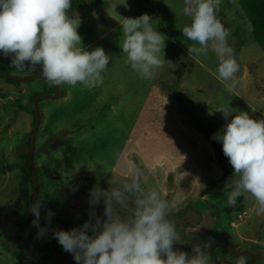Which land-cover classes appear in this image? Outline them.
<instances>
[{
	"label": "rangeland",
	"instance_id": "1",
	"mask_svg": "<svg viewBox=\"0 0 264 264\" xmlns=\"http://www.w3.org/2000/svg\"><path fill=\"white\" fill-rule=\"evenodd\" d=\"M238 1L220 0L218 12L231 31L228 43L240 65L235 74L238 83L231 93L225 90L231 81L218 78L215 53L188 55L192 42L182 35L183 27L190 23L183 14L184 0H87L82 9L69 13L81 21L77 31L82 45L89 51L102 47L111 60L101 73L103 83L97 87L62 84L57 87L59 97L37 103L40 121L34 171L38 195L43 199L41 219L58 251L62 246L52 235L58 227L55 218L68 221L87 214L94 224V213L103 219L104 201L90 205V190L97 185L109 190L129 182L125 162L131 160L144 174L143 190L156 188L162 198L172 201L168 219L174 216L187 226L177 249L191 255L193 244L187 241L196 239L214 255L212 264L223 257L235 264L237 257L216 247L218 242L212 239L216 235L227 239L237 251L264 253V214L257 212L254 198L245 193L235 207L225 205V183L234 169L222 144L213 139L228 122L217 111L221 107L264 119V48L241 23ZM143 14L152 16L157 31L167 38V62L153 79L133 71L120 48L123 19ZM160 55L163 58V52ZM0 67L22 80L12 85L0 79V264H30L29 260L32 263L39 257L37 246L44 240L38 238V229L32 224L31 204L19 202L24 190L31 193L21 154L28 150L33 129L29 97L53 94V86L42 75H35L36 69L17 72L11 57L2 53ZM17 205L23 208L18 223L12 216ZM48 210L54 213L50 225L45 220ZM122 211L130 214L132 206ZM176 225L181 236V225ZM243 257L246 263L250 261ZM46 264L76 262L68 253L53 255Z\"/></svg>",
	"mask_w": 264,
	"mask_h": 264
},
{
	"label": "clouds",
	"instance_id": "2",
	"mask_svg": "<svg viewBox=\"0 0 264 264\" xmlns=\"http://www.w3.org/2000/svg\"><path fill=\"white\" fill-rule=\"evenodd\" d=\"M219 7L220 0H184L183 14L190 23L183 27L182 35L192 42L188 55L216 54L218 78L231 81L225 89L231 93L238 83L235 74L240 65L228 43L231 31L218 17ZM71 9L72 0H0V53L11 57L17 72L39 66L50 86L79 83L94 88L102 84L101 73L111 57L102 47L89 51L82 45L77 31L81 21L78 15H69ZM155 22L143 14L124 18L121 24L122 54L144 79H153L167 62V38L157 31ZM217 111L228 122L213 139L222 144L223 154L234 169L225 183V205L235 207L238 198L247 193L254 198L257 212L264 214V119H254L248 112L229 106ZM125 166L129 182L109 190L98 185L90 190V205L104 201L103 219L93 213L94 224L90 219L80 228L52 233L64 252L72 254L76 264H212L210 252L201 244L192 245L191 255L175 247L181 236L168 219L173 202L162 198L156 188L143 190L144 174L133 161H126ZM129 205L131 213L124 214L122 210ZM42 206L40 195L30 206L38 238L47 233L39 223ZM53 216L51 210L46 212L48 225ZM235 264H246V260L237 256Z\"/></svg>",
	"mask_w": 264,
	"mask_h": 264
},
{
	"label": "trees",
	"instance_id": "3",
	"mask_svg": "<svg viewBox=\"0 0 264 264\" xmlns=\"http://www.w3.org/2000/svg\"><path fill=\"white\" fill-rule=\"evenodd\" d=\"M97 1H99V0H97ZM90 2H91V0H90ZM86 3H87V0H72V9L70 10L69 13H72L74 11L82 9V7ZM237 5L239 6V12H240L239 18L243 19V21L241 20V23L243 25H247L248 31L251 34L252 39L256 43H258L261 47L264 48V0H239L237 2ZM0 70H1L0 79L4 80L7 84H12V85H16V84L18 85L19 84V81L15 80V79H11L9 77H6L8 75V73L2 67H0ZM39 70L40 69L37 66L35 75L36 74L42 75L41 71H39ZM50 91H51L50 93H52L53 89L51 88ZM60 96H63V94H61ZM36 97H37V95H35V94L30 95V97H29L30 103H32V100ZM58 97H59V94H58ZM18 107L21 110L25 109L21 105H18ZM30 113L32 114V117H33V119H32V127H33L34 126V109L33 108H31ZM32 130L33 129H31L30 136H31ZM29 140H30V138L27 140V147H29ZM21 156H22V159L24 161L25 167L28 168V150L25 153L21 154ZM34 166H35V162H34V158H33V167ZM27 170L29 173L28 174L29 175L28 186L30 187L31 193L29 195H27L25 190L23 191V194L21 195L19 202H20V204H24V206H29L31 204V197H32V180H31V176H30V171H29V169H27ZM29 187H28V189H29ZM24 188H27V186H25ZM19 205L16 206L17 208L14 210V212L12 214L14 221L16 223L20 222V220H22V217H23V214H22L23 208H21V206H19ZM176 212H178V214H176L178 216L179 211H176ZM90 218H91V215H87V214H80L77 217L75 216L73 219H70L68 221H66V219L64 221V220H59L58 218H55V221L58 222V227L57 228L55 227L54 231L57 229H62V230L66 231V229L69 225H78V226L82 227L83 224L86 221H89ZM173 218H175V217L172 216L169 219H173ZM174 225H175V228L179 229L178 225H176V224H174ZM183 227H185V229L187 228L186 225H184ZM220 237H215L214 240L218 239ZM41 238L44 241H43L42 245L37 246V251H39V253H38L39 257H37L35 259L33 258L34 261L32 263L30 262L31 260H29L28 263H30V264H46V262H48V260L50 258H52V256H53L52 252L50 251L49 245H48L46 234L44 236H42ZM54 241H55V239H54ZM181 241H182V237H181ZM220 246L222 248H225L223 245H220ZM53 247L55 250H57V248L54 246V244H53ZM226 251H227V254L229 256H231L232 253H230V251L228 249H226ZM58 252H64V250L61 248V250H59ZM18 256H23V254L19 253ZM211 256H214V255H212V253H211ZM242 256L248 257L247 255H242ZM17 258L19 260H26V257H17ZM225 258H227V257H223L221 262L218 264H232L230 259L226 260ZM232 259H233V257H232ZM248 259H249V257H248ZM254 261H256V262H254ZM215 264H217V263H215ZM246 264H264V259H253L251 262L248 261Z\"/></svg>",
	"mask_w": 264,
	"mask_h": 264
},
{
	"label": "water",
	"instance_id": "4",
	"mask_svg": "<svg viewBox=\"0 0 264 264\" xmlns=\"http://www.w3.org/2000/svg\"><path fill=\"white\" fill-rule=\"evenodd\" d=\"M0 73H1V70H0ZM6 77H9L11 79H15L17 81H22L21 79H18V78L14 77V76L7 75ZM57 95H58L57 86H53V94L39 96V97H36V98H34L32 100V105H33V109H34V126H33V130H32L31 136H30L29 147H28V169L30 171V176H31V180H32L31 205L35 202V200H36V198L38 196L37 177H36V173H35L34 167H33V154H34L35 137H36V132H37V128H38V125H39V121H40V115H39V109H38L37 103L41 99H44V98H55V97H57ZM52 176H53L54 179H57V177H58L55 173H53ZM31 215H32V219H34V216H33L32 213H31ZM172 222L181 225V223L178 220H172ZM39 223H40V226L42 228H44V227L47 228L46 224L41 219V217H40V222ZM73 228H80V227L77 226V225L70 226V227L67 228L66 231H70ZM183 232H184L183 226L181 225V236L182 237H183ZM46 237H47V241H48V245H49L50 251L52 252L53 255L58 256V257H62V256H65V255L68 254V252L59 253V252H57L54 249L53 243H52V238H51V235H50L48 229H47ZM189 243L193 244L195 242L192 241V242H189ZM227 248L230 251V253H232V255L234 257L242 256V255L246 254L250 258L249 262H251L253 259H264V253L263 254H255L254 252H251V251H237L231 245H227Z\"/></svg>",
	"mask_w": 264,
	"mask_h": 264
},
{
	"label": "flooded vegetation",
	"instance_id": "5",
	"mask_svg": "<svg viewBox=\"0 0 264 264\" xmlns=\"http://www.w3.org/2000/svg\"><path fill=\"white\" fill-rule=\"evenodd\" d=\"M171 221L172 220H177V219H170ZM174 224H176V223H174ZM182 225V224H181ZM70 226H74V225H69L68 227H70ZM78 226V225H77ZM183 226V225H182ZM67 227V228H68ZM80 227V226H79ZM67 230V229H66ZM183 230H184V227H183ZM89 235H91L92 233L91 232H89L88 233ZM181 234V233H180ZM182 237V236H181ZM215 237H220V236H213V242H218V244H217V246L216 247H218V246H220V245H223L226 249H228L227 248V245H232L230 242H228V240L227 239H224V238H222V237H220V238H218V239H215L214 240V238ZM182 239H183V237H182ZM192 241H194L195 243H193V244H201L200 242H199V240H196V239H193V240H191V241H187L188 243L189 242H192ZM189 244H191V243H189ZM59 253H63V252H59ZM244 255H246V254H244Z\"/></svg>",
	"mask_w": 264,
	"mask_h": 264
}]
</instances>
